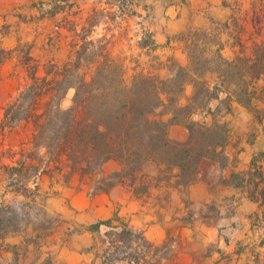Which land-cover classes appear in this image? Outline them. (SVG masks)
Here are the masks:
<instances>
[{
  "label": "rangeland",
  "instance_id": "374dc122",
  "mask_svg": "<svg viewBox=\"0 0 264 264\" xmlns=\"http://www.w3.org/2000/svg\"><path fill=\"white\" fill-rule=\"evenodd\" d=\"M236 6L218 20L208 18L210 30L222 42V54L228 59L241 50L249 53L256 44L264 46L263 0L253 6L249 3L245 12ZM235 11L238 17L233 15ZM191 16L190 0H0V122L3 108L30 82L26 63L32 61L28 57L40 65L67 60L72 41L78 39L75 31L82 27L90 28L93 23L92 38L108 41L110 53L122 61L129 81L140 70L165 75L169 57L187 63L179 38L186 29L195 28L188 22ZM166 28L175 30L169 37L179 46L174 44L165 51L140 46L141 40H158ZM213 79L210 75L209 80ZM263 85L264 77L258 81L259 101L251 111L234 106L223 115L229 130L224 149L229 161L223 170L213 163L201 164L197 181L208 182L210 192L202 203L190 200L186 206L182 189L172 195L168 190L170 200L161 207L158 203L165 200L166 188L153 190L151 199L133 200L118 186L109 196L113 204L112 213H108L107 193L95 194L91 188L96 177L86 182L75 180L69 186L44 177L38 180L39 191L25 197L11 190L2 165L13 163L5 155L0 161V206L8 207V213L0 217L15 222L18 230L9 231L0 224V264H65L62 249L82 254L85 260L81 264H249L245 256L238 259L237 252L264 264V205L247 198L248 191L224 183L232 172H246L252 159L264 171ZM191 91L189 86L186 95ZM72 96L73 90L66 96L65 107L70 106ZM29 137L30 130L24 126L7 129L0 136V152L16 149ZM116 168L110 161L104 171ZM30 187L33 189L32 184ZM116 214L146 235L153 245L149 251L128 238L121 239L120 222H114L110 229L103 225L96 233L87 230ZM249 242L257 246L248 249Z\"/></svg>",
  "mask_w": 264,
  "mask_h": 264
},
{
  "label": "trees",
  "instance_id": "16d2710c",
  "mask_svg": "<svg viewBox=\"0 0 264 264\" xmlns=\"http://www.w3.org/2000/svg\"><path fill=\"white\" fill-rule=\"evenodd\" d=\"M91 24L75 31L78 39L72 41L67 60L40 65L28 57L32 61L26 63L30 82L3 108L0 136L7 129L24 126L30 130L27 141L0 152V161L7 155L13 163L2 165L11 190L26 197V193L39 191L38 180L43 177L63 186L96 177L91 184L95 194L109 193L117 185L126 186L137 198L149 197L153 190L181 188L188 206V189L197 182L201 164L213 163L220 170L227 167L229 157L224 149L229 130L223 115L234 104L251 111L259 101L264 46L256 44L249 53L241 50L228 59L210 29L188 28L179 38L186 64L169 57L165 75L140 70L128 81L125 66L110 53L108 41L92 38ZM140 46L157 47L154 39L150 43L141 40ZM189 86L192 91L187 96ZM260 89L264 93V85ZM71 90V104L65 107ZM172 125L185 126V141L170 138ZM110 161L117 169L106 173L104 166ZM224 183L248 191L251 200L264 205V187H260L264 173L256 159L249 171L232 172ZM6 209L1 205L0 214L6 215ZM4 218L0 217L2 228L18 230L15 222ZM114 222L123 225L121 239L128 238L147 250L153 246L117 214L87 230L99 232L103 225L110 229ZM135 260L138 263L140 257Z\"/></svg>",
  "mask_w": 264,
  "mask_h": 264
},
{
  "label": "crops",
  "instance_id": "0c3cea01",
  "mask_svg": "<svg viewBox=\"0 0 264 264\" xmlns=\"http://www.w3.org/2000/svg\"><path fill=\"white\" fill-rule=\"evenodd\" d=\"M257 1L256 0H190L192 16L188 20V22L191 26H193L195 28L210 29L209 23H211L212 18H215L218 20L222 16L229 15V13L234 11L233 7H235V5H237L238 8L241 6V8H239V12H245V10L247 9V5L249 3H251L253 6V4H257ZM263 2H264V0H263ZM235 12L233 15H235V17L236 16L238 17V12L237 11H235ZM208 18H211V19L208 20ZM166 29H165L166 31L160 33L159 39L155 40V43L157 45L155 51H159V50L165 51L166 49L172 48L174 44L179 46V43L177 41H174L173 39H171L169 37L171 33L175 32V30L174 29L170 30L169 28H166ZM222 36H223V34H222ZM223 49H224V47H223ZM234 106L242 107L238 104H234L233 107ZM169 136L171 139L176 140V141H185L188 137V132H187V129L181 125H172L169 129ZM250 167H251V161H250V164L248 166L249 169L247 171L250 170ZM237 172H244V171H237ZM263 173H264V171H263ZM52 181H54V180H52ZM118 186L124 187L126 189V192H127V198L130 197L133 200H141L143 198L151 199V196L153 195L151 193L152 195H150L149 197L137 198L131 193V191L126 186L117 185L109 193H107V212L108 213H112V204H113V202L109 196H113L112 193L118 188ZM227 187L237 189V188L233 187L232 185H227ZM179 191H181V188H174L171 190V195H172V193L179 192ZM243 192H246V191H243ZM188 195H189V200H191L192 204L202 203L203 201H206L207 199H209V196H210L209 183L206 181H202V180L195 182L194 184H192L189 187ZM246 196H247V198H249L248 194ZM169 198H170V196H169ZM168 200H170V199H168ZM168 200H167V202H168ZM252 201H255V200H252ZM255 202H257L258 205L261 207L262 204H261L260 200L255 201ZM164 203H166L165 200L160 201L158 203V205L163 207L162 205ZM112 217H109V218H112ZM89 232H92V231H89ZM144 236L146 237L145 234H144ZM146 239L150 242V240L147 237H146ZM250 245L253 246L254 244L249 242L248 243V246H249L248 249H251ZM254 246L256 247L257 245H254ZM252 251H253V249H252ZM60 252L63 255V259L65 261V264H81L82 259L85 260V258L82 256V254H80L79 252H76V251H65L64 249H62ZM236 255H237V258L240 260H242L243 256H245V257H247L249 264H256L255 261L252 260V257L248 256V254H246V253H238L237 252ZM60 257H61V254H60ZM68 261H70V262H68Z\"/></svg>",
  "mask_w": 264,
  "mask_h": 264
}]
</instances>
